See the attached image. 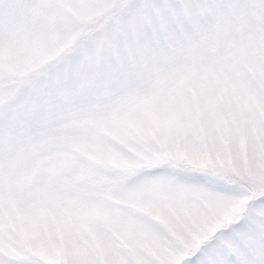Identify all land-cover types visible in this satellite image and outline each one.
<instances>
[{
    "label": "rangeland",
    "instance_id": "374dc122",
    "mask_svg": "<svg viewBox=\"0 0 264 264\" xmlns=\"http://www.w3.org/2000/svg\"><path fill=\"white\" fill-rule=\"evenodd\" d=\"M261 31L264 0H0V189L82 151L111 159L114 143L131 151L150 132L167 137L160 155L177 168L264 187L243 97L238 120L208 104ZM193 87L201 95L189 114ZM100 120L108 126L94 136ZM130 207L111 198L116 218ZM16 214L0 197V220Z\"/></svg>",
    "mask_w": 264,
    "mask_h": 264
},
{
    "label": "snow or ice",
    "instance_id": "6c2138e0",
    "mask_svg": "<svg viewBox=\"0 0 264 264\" xmlns=\"http://www.w3.org/2000/svg\"><path fill=\"white\" fill-rule=\"evenodd\" d=\"M200 95L193 87L189 114ZM237 96L264 152V31L241 46L208 104L238 120ZM107 126L98 121L93 135ZM166 146L150 132L131 151L114 143L111 159L82 151L67 167L37 164L6 184L0 197L17 214L0 220V264H264V187L177 168L160 155ZM113 196L135 205L126 217L110 212Z\"/></svg>",
    "mask_w": 264,
    "mask_h": 264
}]
</instances>
